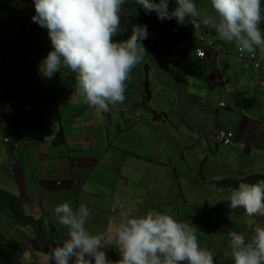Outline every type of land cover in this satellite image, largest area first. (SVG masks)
<instances>
[{
	"label": "crops",
	"instance_id": "crops-1",
	"mask_svg": "<svg viewBox=\"0 0 264 264\" xmlns=\"http://www.w3.org/2000/svg\"><path fill=\"white\" fill-rule=\"evenodd\" d=\"M195 2L198 9L211 12L210 0ZM0 5V188L19 196L25 213L41 219L44 236L41 237L34 226L17 225L8 216L0 215V264H51L47 254L52 248L62 246L67 237V226L61 225L52 211L56 204L64 201L74 211L81 206L88 209L86 231L102 237V249L108 259L120 258L114 228L123 215L128 214L124 204L122 145L124 142L129 146L128 136L131 140L145 136V129L137 125L152 101L159 104L160 101L153 100V89L157 90V86L162 97L164 93L176 95L177 116L189 121L191 129L199 132V136L206 127H231L237 132L234 145L244 154L232 150L231 161L226 159L225 164L220 165L221 177H227L231 171L239 172L242 176L237 178H242L247 173L244 164L252 162L255 169L247 175L258 174L261 176L258 180H264L258 167L259 159L253 153L257 149L264 151V96L249 84L248 74L251 76L252 70L236 58L226 53L218 56L211 51L206 59H198L196 46L201 43L194 31L177 25L175 20L161 21L154 13L146 15L128 0L122 5L120 28L113 39H126L133 24H146L145 53L124 82L123 100L109 104L110 110L100 113L78 93L72 70L61 69L51 79L38 73V63L51 45L46 30L30 19L34 14L32 0H0ZM173 6L174 0L169 7ZM28 23L31 30L26 27ZM259 26L264 35V25ZM202 31L208 32L214 40L217 38L210 27L202 25ZM193 74H197L198 79ZM226 81L234 88L230 93L226 92ZM215 88L219 90L216 100ZM224 97L231 102L244 99L248 112L219 107ZM162 100V114L168 117L172 102ZM53 102L55 105L51 104ZM28 104L34 106L25 112ZM214 106L217 116L208 124V109L214 112ZM191 110L197 113L191 115ZM234 112L241 114V120L225 124L222 114L231 117ZM124 128H127L125 132ZM112 130L117 132V142L114 135L111 136ZM208 142L212 148L213 143ZM141 146L144 150L145 144ZM205 149L203 145L201 151ZM166 178L174 179L170 174H166ZM129 185L127 182L126 187ZM215 187L213 190L223 197V202L217 204L205 223L199 218L195 227L198 244L209 250L213 258L215 252L219 257L225 250L231 252L226 227L241 233L245 239L253 233V225L247 223L249 217L244 210L229 207L226 196L232 187L222 188V192ZM195 215L191 211L188 217L182 213L175 217L189 222ZM212 219L216 222L211 223ZM252 219L264 226V216L256 215ZM237 220L242 225L236 223ZM212 224L219 226L213 239L205 229ZM47 245L51 247H44Z\"/></svg>",
	"mask_w": 264,
	"mask_h": 264
},
{
	"label": "clouds",
	"instance_id": "clouds-1",
	"mask_svg": "<svg viewBox=\"0 0 264 264\" xmlns=\"http://www.w3.org/2000/svg\"><path fill=\"white\" fill-rule=\"evenodd\" d=\"M126 2L128 0H32L34 14L30 19L46 30L51 45L38 63V73L51 79L61 69L72 70L78 93L100 113L108 112L109 104L123 100L124 82L145 53L146 24H133L126 39H113L120 28L122 5ZM130 2L146 15L154 13L161 21L175 20L177 25L194 31L201 43L196 46L200 60L214 51L218 56L226 53L248 66L256 56V49L264 52V35L259 26L264 25V0H210V13L198 9L195 0H174L171 8L172 0ZM202 25L213 29L217 38L214 40L212 35L200 31ZM28 26L30 23L26 24ZM28 29L31 30V26ZM199 50L204 54L200 55ZM233 90L226 81V92ZM226 97L220 100L219 107L245 113L244 99L231 102L230 98L225 100ZM33 106L26 105L24 111H30ZM220 133L230 141L218 138ZM201 135L226 146L234 145L237 140V132L232 128H207ZM232 174L242 176L229 171L216 185L221 188L236 185L226 199L229 207L244 210L254 234L248 240V235L245 239L241 233L226 227L230 264H264V226L252 219L256 215L264 216V180H258L261 177L258 174L242 178H233ZM52 211L59 223L67 226V238L62 246L52 248L47 254L51 264H69L70 259L71 264H214L212 253L198 244L195 227L166 211L123 215L114 228L120 256L117 261L106 257L100 235L86 231L84 225L89 216L86 207L74 211L64 201L56 204Z\"/></svg>",
	"mask_w": 264,
	"mask_h": 264
},
{
	"label": "rangeland",
	"instance_id": "rangeland-1",
	"mask_svg": "<svg viewBox=\"0 0 264 264\" xmlns=\"http://www.w3.org/2000/svg\"><path fill=\"white\" fill-rule=\"evenodd\" d=\"M255 52L256 56L247 66L252 70L251 76H248L249 84L252 85L256 93L264 96V52H261L260 49H256ZM193 76L198 79L197 74H193ZM155 88L157 90L153 89L155 93L153 100L160 102L156 104L152 101L146 115L140 119L137 125V127L140 125L145 129V136L138 140L136 138L131 140V136H128L126 140L129 146L126 147L124 142L122 145L124 150V204L127 206L128 215L156 210L166 211L174 216L182 213L188 217L193 211L196 215L193 219H189L188 223L196 227L199 218L200 222L205 223L206 218L211 216L212 210L217 207V204L223 202V197L213 190L216 183L222 179L219 171L221 163L225 164L226 159L231 161L232 150L238 151L242 155L244 151L236 145L216 144L211 141L212 139L209 140L213 143L210 148L209 142L207 143L202 135L199 136V132L191 129L189 121H183L177 116V103H174L176 95L164 93L162 97L161 89L158 86ZM213 91L216 100L219 97V90L215 88ZM162 98L167 102H172L169 105L171 111L168 117L162 114L161 106L164 104ZM51 104L55 105L54 102ZM169 107H167L168 110H170ZM208 110V124H211L217 116L216 106H214V112ZM245 112H248V107ZM195 113L197 112L191 110V115H195ZM221 118L224 119L225 124L239 122L241 114L234 112L230 117L224 113ZM126 130L127 128H124L123 132ZM112 135H114V141L117 142V132L115 134L112 130ZM141 144H145L144 150H141ZM206 144L208 147H205ZM116 145L119 146L117 143ZM203 145L206 151H201ZM253 153L256 159H259L258 167L264 175V151L257 149ZM251 163L243 166L247 170L246 175L253 173L251 170L255 169ZM166 174H170L174 179L166 178ZM127 182H130L128 187H126ZM235 186L233 184L232 188ZM215 188L219 192L223 191L217 185ZM230 213L235 214L232 211ZM243 217L246 216L243 215ZM181 220L185 221L186 219L182 218ZM213 222L216 221L212 219L211 223ZM236 223L242 225L240 220H237ZM205 229L208 236L213 239L219 226L216 224L207 225ZM39 230L36 229V231ZM43 232L47 233V230ZM253 234H248L247 239L249 240ZM18 240L20 241V239ZM44 247H51V245ZM228 253L231 252L225 250L222 257H219V254L215 252L214 263H230ZM180 264H184V262H180Z\"/></svg>",
	"mask_w": 264,
	"mask_h": 264
},
{
	"label": "trees",
	"instance_id": "trees-1",
	"mask_svg": "<svg viewBox=\"0 0 264 264\" xmlns=\"http://www.w3.org/2000/svg\"><path fill=\"white\" fill-rule=\"evenodd\" d=\"M0 215L8 216L17 225H31L40 229L39 235L44 237L40 228L41 219L25 213L21 198L9 191L0 188Z\"/></svg>",
	"mask_w": 264,
	"mask_h": 264
},
{
	"label": "built area",
	"instance_id": "built-area-1",
	"mask_svg": "<svg viewBox=\"0 0 264 264\" xmlns=\"http://www.w3.org/2000/svg\"><path fill=\"white\" fill-rule=\"evenodd\" d=\"M29 27H30V26H28V28H29ZM201 38L203 39V37H201ZM199 54H200V55H203L204 52H203L202 50H199ZM217 137L220 138V139H222V140H224L225 142H229V141H230V139H229L228 137H226V136H223L222 133L218 134Z\"/></svg>",
	"mask_w": 264,
	"mask_h": 264
}]
</instances>
